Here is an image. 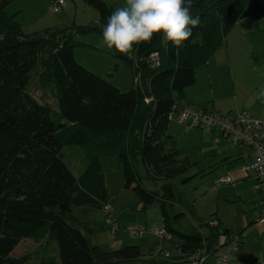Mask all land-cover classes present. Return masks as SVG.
<instances>
[{
  "label": "trees",
  "instance_id": "1",
  "mask_svg": "<svg viewBox=\"0 0 264 264\" xmlns=\"http://www.w3.org/2000/svg\"><path fill=\"white\" fill-rule=\"evenodd\" d=\"M11 1L0 0V264H175L162 261V251L145 260L138 246L109 252L89 245L73 208L103 212L109 204L104 157L118 158L124 189L134 193L142 209L159 203L162 229L179 238L173 242L176 254L186 256L203 245L213 249L218 238L231 235L217 218L215 228L209 221L199 225L207 234L194 229L187 235L172 228L169 209L182 206L185 197L173 193L172 182L193 164L180 155L168 132L169 116L195 84L196 69L208 63L231 29L245 17L255 25L264 19V0H194L191 11L200 15L201 24L179 55L159 37L130 55L116 52L133 79L140 76L139 83L125 92L74 57V35H102L112 14L104 0H82L98 13L94 24L41 34L23 31L15 16L6 14ZM154 53L160 59L158 67L149 60ZM39 63L42 68L37 71ZM39 83L45 93L49 91L52 103L46 95L44 101L33 93ZM64 147L79 149L78 175L66 162ZM189 178L180 181L187 183ZM143 180L162 183L161 192L145 189ZM29 239L35 247L12 257L18 242Z\"/></svg>",
  "mask_w": 264,
  "mask_h": 264
},
{
  "label": "rangeland",
  "instance_id": "2",
  "mask_svg": "<svg viewBox=\"0 0 264 264\" xmlns=\"http://www.w3.org/2000/svg\"><path fill=\"white\" fill-rule=\"evenodd\" d=\"M48 1L50 0H14L5 8V12L7 15L15 16L14 19L21 25L24 29L23 31L30 34H33V32H40L41 34L45 30H58V28L71 29L72 25L82 26L95 23L92 18L95 10L90 8L87 11L84 7L85 2L82 0H73L77 1V4L79 3L77 9L71 0H67V8H61L56 13L50 11ZM124 3L125 0H119L114 11ZM95 34L102 37L97 32L74 35L75 48H80L85 53L83 58L80 55L78 56L80 60L89 59L92 63H99L105 66L108 63L104 59L108 58L109 54L107 55L106 52H104V55L97 53L95 47H92L94 42L87 41L89 37H94ZM96 56L104 59H95ZM41 68L40 64L37 67V71L41 70ZM112 72L116 73L115 82L120 86L121 90H119L121 92L128 91L130 85L125 79L126 73L123 68H115ZM36 74L35 80H38L39 74ZM33 93L35 96L43 97L44 101L46 95L47 101L53 102L49 91L45 93V89L40 83L34 88ZM232 143L234 142L232 141ZM184 145L186 146L181 151L178 148L179 153L180 155L182 154V157H189L193 166L190 167V170L185 175L175 178L172 182L174 194L177 192L185 194L182 206L177 204L174 205V209H169L172 228L175 230L180 229L181 232L187 235L194 229L196 231L198 229L202 234H207L206 227H199V225L203 221L207 222L216 216L221 220L223 228L228 227L234 233L232 235L238 234L240 242H243L241 249L235 253V259L238 262L263 261L264 225H258L255 223V219L263 213L260 200L262 201L264 192L259 193L253 189L256 182H252V179L247 177L244 165H241L239 160L232 166L237 170V173L232 175L228 171L232 169V167L228 168V165L232 164H224L226 161L223 158L206 153L204 150L205 144L199 138H195L193 141L192 137L189 136ZM63 150L66 155L65 160L70 166L72 173L78 175L77 173L81 166L77 162L76 154L79 149L76 147H64ZM70 157L73 158V161ZM102 166L105 185L108 186L109 203L115 210V222L118 228L115 233L113 232L115 235H112L111 227L105 222L104 214L99 209L86 206L74 207L73 216L77 223L82 226L87 224L88 229H91L88 234L89 245L91 247L98 246L102 250L109 252L128 247L129 245L139 246L141 258L145 260H148L150 254L154 253V251L159 253L168 250L172 256L175 255L177 251L173 242H177L179 238L168 233L167 238H170L168 240L167 238H161L156 233L157 230H161L165 225L162 220L159 203H153L151 206L145 207V210L142 209V204L134 193L129 189H124L121 164L116 156L105 157L102 161ZM140 171H142V168ZM143 173L144 171H142ZM254 173L250 172L253 175ZM188 177L191 178H189L187 183L180 181ZM225 177L231 180V185L221 183L222 181L220 180L225 179ZM245 177H247V180H244ZM142 184L147 190L161 192L162 183L158 181L143 180ZM178 213L183 215L178 218L179 220H176L175 215ZM118 216L119 218L117 219ZM134 229L141 230V235L135 236L132 234L135 231ZM34 247L35 244L30 239L19 241L11 255L14 258H18V256L30 252ZM140 264H143V262Z\"/></svg>",
  "mask_w": 264,
  "mask_h": 264
},
{
  "label": "crops",
  "instance_id": "3",
  "mask_svg": "<svg viewBox=\"0 0 264 264\" xmlns=\"http://www.w3.org/2000/svg\"><path fill=\"white\" fill-rule=\"evenodd\" d=\"M50 1L53 3L54 0ZM50 1H48L49 7L52 4ZM71 1L77 9L79 3ZM104 2L113 12L119 0H104ZM113 3L115 4L113 5ZM84 7L87 11L90 9L86 3ZM64 8H67V3ZM92 18L94 22H97L98 13L94 12ZM87 41L94 42L92 47H95L97 53L104 55V52H106L107 55L109 54L106 59L98 56L95 58L98 60L104 59L108 64L102 66L99 63L90 62L89 59H83L82 61L78 56L80 55L83 58L85 53L80 48H75L74 57L77 63L93 74L106 79L120 90V86L115 82L116 73L112 71L115 66L119 69L123 68L126 73L125 79L131 89L134 86L133 73L124 61L116 57L115 50H109L103 46L102 37L96 34L94 37H89ZM194 83L186 90L184 99L177 101L174 106V114L177 110L190 106L220 115L248 113L254 117H264V19L260 20L257 25L249 17L240 20L231 29L225 41L209 59L208 63L196 69ZM169 121L168 132L175 138L180 151L185 148L186 139L191 136L193 141L195 138H199L205 144L204 150L206 153L223 158L226 161L224 164H232L228 165V168L235 165L238 160L241 165H248L252 160V150L249 147L232 143L231 139H226L227 137L222 136L218 131H209L202 127H191L187 123H180L176 120L175 115ZM104 158H101V161ZM228 171L232 175L237 173L235 167ZM246 174L248 178L252 179V182H255L253 174ZM247 177L244 180H247ZM253 189L255 190L254 187ZM263 200L264 196L260 203ZM112 210L114 209L112 208ZM214 218L217 217L214 216ZM217 219L221 222L219 218ZM88 228V225L84 224L83 231L87 236L91 232V229ZM231 234H234L232 230ZM143 264L146 263L143 262Z\"/></svg>",
  "mask_w": 264,
  "mask_h": 264
},
{
  "label": "built area",
  "instance_id": "4",
  "mask_svg": "<svg viewBox=\"0 0 264 264\" xmlns=\"http://www.w3.org/2000/svg\"><path fill=\"white\" fill-rule=\"evenodd\" d=\"M66 0H54L50 6V11L56 13L59 9L64 8ZM152 67H158L159 56L154 53L149 57ZM140 76L134 77L133 83H139ZM175 115L176 120L180 123H187L194 127H202L206 130L218 131L222 136L231 139L235 144L249 147L252 150V160L248 165H244V171L248 174L255 172L253 179L255 185H261L257 191L264 192V117H254L250 114L238 113L235 115H220L215 112H207L200 108L185 106L177 110L174 114H170L169 120ZM221 183L230 184L231 180L228 177L221 179ZM254 185V186H255ZM263 213L261 216L255 219V223L258 225H264V200L261 203ZM105 222L111 227V234L115 235V231L118 228L115 222L114 210L109 204L102 208ZM209 227L215 228L218 225V220L215 218L209 220ZM132 233L135 236L141 235V230L134 229ZM114 232V233H113ZM156 233L161 238H167V233L161 229ZM169 239V237L167 238ZM218 243L215 248L207 249L205 245L191 252V254L183 256L180 252L175 255L176 259H173L168 250L162 251L161 256L164 261H169L175 264H264L263 261L253 260V262H238L235 259V253L240 249V242L238 235H229L226 238H218Z\"/></svg>",
  "mask_w": 264,
  "mask_h": 264
},
{
  "label": "clouds",
  "instance_id": "5",
  "mask_svg": "<svg viewBox=\"0 0 264 264\" xmlns=\"http://www.w3.org/2000/svg\"><path fill=\"white\" fill-rule=\"evenodd\" d=\"M193 5L194 0H125L107 18L102 44L126 56L159 37L179 55L201 24L200 15L192 14ZM260 187L254 186L257 190Z\"/></svg>",
  "mask_w": 264,
  "mask_h": 264
},
{
  "label": "water",
  "instance_id": "6",
  "mask_svg": "<svg viewBox=\"0 0 264 264\" xmlns=\"http://www.w3.org/2000/svg\"><path fill=\"white\" fill-rule=\"evenodd\" d=\"M143 63H139V65H142ZM167 191L169 192V195H171V197L173 196L172 195V191H171V188H168Z\"/></svg>",
  "mask_w": 264,
  "mask_h": 264
}]
</instances>
